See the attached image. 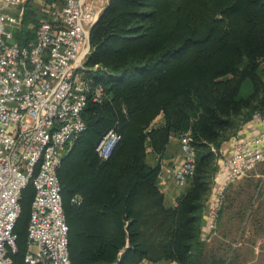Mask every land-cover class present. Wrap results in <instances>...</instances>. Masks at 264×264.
I'll return each mask as SVG.
<instances>
[{
	"label": "trees",
	"instance_id": "16d2710c",
	"mask_svg": "<svg viewBox=\"0 0 264 264\" xmlns=\"http://www.w3.org/2000/svg\"><path fill=\"white\" fill-rule=\"evenodd\" d=\"M24 21H39L30 4ZM33 30L16 32L14 41L27 43ZM89 41L85 65L103 68L85 74L104 96L87 99L86 128L57 169L71 264H241L237 245L219 254L218 240L201 234L221 147L254 112L264 115V0H107ZM111 128L119 140L102 159L95 147ZM184 132L194 169L169 204L158 184L161 158L171 136ZM253 184L247 176L227 186L216 232L228 211L239 219L252 212ZM33 196L29 182L19 198L12 264H27Z\"/></svg>",
	"mask_w": 264,
	"mask_h": 264
},
{
	"label": "built area",
	"instance_id": "2783aa9c",
	"mask_svg": "<svg viewBox=\"0 0 264 264\" xmlns=\"http://www.w3.org/2000/svg\"><path fill=\"white\" fill-rule=\"evenodd\" d=\"M26 4L43 11L35 26L24 21ZM104 5L98 0H0V264H12L19 198L29 182L34 196L25 262L71 264L57 169L86 128L82 111L87 99L100 102L104 96L101 84L94 85L85 74L103 68L87 67L85 61L91 26ZM31 28L27 43L14 41L16 32ZM247 129L253 130L250 135L243 133ZM178 138L182 160L172 175L183 185L194 169L195 148L189 132ZM118 140L115 130H107L95 147L99 157L107 158ZM221 159L225 176L207 204L205 241L216 232L227 186L264 159V115L256 111L240 125Z\"/></svg>",
	"mask_w": 264,
	"mask_h": 264
},
{
	"label": "rangeland",
	"instance_id": "374dc122",
	"mask_svg": "<svg viewBox=\"0 0 264 264\" xmlns=\"http://www.w3.org/2000/svg\"><path fill=\"white\" fill-rule=\"evenodd\" d=\"M106 0H98V4L105 3ZM34 15L40 17L43 13L41 7L32 6ZM12 41V40H10ZM228 141L225 142V144ZM149 160V159H148ZM264 159L258 162L251 170L242 175L233 183H238L250 176L255 184L251 191L250 202L252 203V212L247 216L239 219L237 215H232L228 211L224 216L221 225H218L217 232L212 238L218 240L221 246L217 249V253L231 250L230 247L237 245L238 253L242 257L241 264H264ZM176 182V181H175ZM214 183V179H213ZM212 183V186L214 185ZM177 186H181L177 184ZM182 188V187H181ZM242 195V194H241ZM245 200L248 196H243ZM244 202V206L247 205ZM211 240V239H210ZM215 241V240H214ZM216 243V242H215ZM223 248V249H222Z\"/></svg>",
	"mask_w": 264,
	"mask_h": 264
},
{
	"label": "crops",
	"instance_id": "0c3cea01",
	"mask_svg": "<svg viewBox=\"0 0 264 264\" xmlns=\"http://www.w3.org/2000/svg\"><path fill=\"white\" fill-rule=\"evenodd\" d=\"M106 3H107V0L105 1V4ZM160 121H161V115L157 117L156 123H159ZM252 131L253 130L247 129L245 132L243 131V133L250 135ZM229 149H230V142H227L226 144L223 145V148L221 147L222 156H226L229 152ZM147 159H149L148 162L154 163V161L156 160V157H154L152 154H148ZM181 160H182V152L180 149L179 138L177 135H173L171 136L169 144L165 150V157L161 158V171H160L159 181H158L159 187L163 191L165 195V199L169 204L175 203L176 196L180 194L182 191H184L187 185V183H185L181 186H177L173 178V175H172V168L176 164L180 163ZM224 176H225V168L219 166L215 174L214 183H213L214 185L212 186L210 193H212V190L214 191V188L220 181H222ZM210 195L211 194H209L208 199L205 202L206 204H205L204 213H203L205 215H204V222L202 226L203 230L205 229L206 209H207L208 201L210 199ZM140 264H177V263L175 261L151 262L149 260L144 259L141 261Z\"/></svg>",
	"mask_w": 264,
	"mask_h": 264
},
{
	"label": "water",
	"instance_id": "95a60500",
	"mask_svg": "<svg viewBox=\"0 0 264 264\" xmlns=\"http://www.w3.org/2000/svg\"><path fill=\"white\" fill-rule=\"evenodd\" d=\"M95 21H96V20H95ZM94 23H95V22H94ZM94 23H93V24H94ZM93 24H92V25H93ZM91 27H92V26H91Z\"/></svg>",
	"mask_w": 264,
	"mask_h": 264
}]
</instances>
